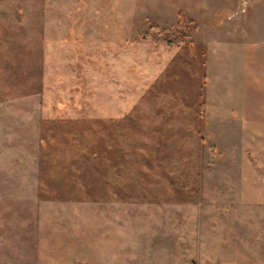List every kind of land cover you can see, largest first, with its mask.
I'll return each mask as SVG.
<instances>
[{
	"label": "rangeland",
	"instance_id": "rangeland-1",
	"mask_svg": "<svg viewBox=\"0 0 264 264\" xmlns=\"http://www.w3.org/2000/svg\"><path fill=\"white\" fill-rule=\"evenodd\" d=\"M0 242L264 264V0H0Z\"/></svg>",
	"mask_w": 264,
	"mask_h": 264
},
{
	"label": "crops",
	"instance_id": "crops-1",
	"mask_svg": "<svg viewBox=\"0 0 264 264\" xmlns=\"http://www.w3.org/2000/svg\"><path fill=\"white\" fill-rule=\"evenodd\" d=\"M2 245H7L8 247L11 245V244H4V243H2V242H0V248H2ZM11 248H13L14 246H10ZM16 248V247H15ZM13 255H15L16 256V254H13V253H11V252H8L7 254H3V253H0V259H1V257H6V256H8L10 259H11V256L12 257H15V256H13Z\"/></svg>",
	"mask_w": 264,
	"mask_h": 264
}]
</instances>
